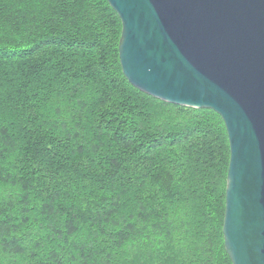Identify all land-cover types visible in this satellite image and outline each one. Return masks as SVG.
<instances>
[{
	"label": "trees",
	"instance_id": "obj_1",
	"mask_svg": "<svg viewBox=\"0 0 264 264\" xmlns=\"http://www.w3.org/2000/svg\"><path fill=\"white\" fill-rule=\"evenodd\" d=\"M107 0H0V264H232L221 116L128 82Z\"/></svg>",
	"mask_w": 264,
	"mask_h": 264
},
{
	"label": "water",
	"instance_id": "obj_2",
	"mask_svg": "<svg viewBox=\"0 0 264 264\" xmlns=\"http://www.w3.org/2000/svg\"><path fill=\"white\" fill-rule=\"evenodd\" d=\"M122 72L162 101L218 113L229 142L222 233L264 264V0H107Z\"/></svg>",
	"mask_w": 264,
	"mask_h": 264
}]
</instances>
